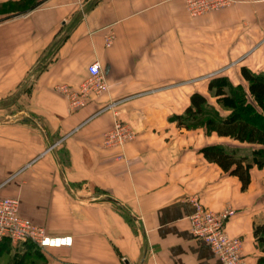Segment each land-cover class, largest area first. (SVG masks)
I'll use <instances>...</instances> for the list:
<instances>
[{
	"label": "crops",
	"instance_id": "1",
	"mask_svg": "<svg viewBox=\"0 0 264 264\" xmlns=\"http://www.w3.org/2000/svg\"><path fill=\"white\" fill-rule=\"evenodd\" d=\"M22 1L0 0V52L10 53L0 59V109L10 105L3 92L30 75L26 115L0 121V196L17 197L21 214L49 235L72 238L48 248L56 263L223 264L190 231L196 198L234 209L227 231L259 264L264 166L251 169L243 190L201 151L231 138L180 127L175 117L193 92L206 95L212 69L236 66L242 79V66L264 71V0H232L200 16L184 0ZM95 60L109 88L71 108L61 87L78 90ZM116 120L136 137L106 146Z\"/></svg>",
	"mask_w": 264,
	"mask_h": 264
},
{
	"label": "trees",
	"instance_id": "2",
	"mask_svg": "<svg viewBox=\"0 0 264 264\" xmlns=\"http://www.w3.org/2000/svg\"><path fill=\"white\" fill-rule=\"evenodd\" d=\"M22 2L25 3V0ZM241 74L248 83L247 93L235 88V91L229 92L227 83L230 80L222 75L208 83V90L226 109L225 113L215 107L207 95L195 91L190 97V104L175 119L180 127L193 129L203 126L207 133L251 144L252 147L248 149L224 144H210L201 149L210 162L216 163L229 175L237 176L242 189L246 190L251 183V169L264 166V72H254L242 66ZM29 85L24 92L28 91ZM254 234L259 242H264V222L254 225ZM8 240L0 242L1 253H11L15 249ZM261 261L264 258L260 257L259 264Z\"/></svg>",
	"mask_w": 264,
	"mask_h": 264
},
{
	"label": "built area",
	"instance_id": "3",
	"mask_svg": "<svg viewBox=\"0 0 264 264\" xmlns=\"http://www.w3.org/2000/svg\"><path fill=\"white\" fill-rule=\"evenodd\" d=\"M191 16H199L211 10L229 6L232 0H184ZM113 35L107 37L111 43ZM88 76L78 90L67 86L61 89L66 93L71 108H79L86 104L91 95L105 93L109 86L99 60L91 62ZM136 137L132 125L122 120H116L111 129L104 134L106 146H123ZM194 211L190 215L191 233L207 242L223 264H249L243 249V241L231 236L226 223L234 214L232 207L220 211L206 207L199 199L192 200ZM9 239L13 244L30 242L42 248L71 245L72 238L68 236L49 235L46 228L23 216L20 212V200L14 196H0V242Z\"/></svg>",
	"mask_w": 264,
	"mask_h": 264
},
{
	"label": "rangeland",
	"instance_id": "4",
	"mask_svg": "<svg viewBox=\"0 0 264 264\" xmlns=\"http://www.w3.org/2000/svg\"><path fill=\"white\" fill-rule=\"evenodd\" d=\"M8 8H9V6H8ZM226 8H228V6L221 7V8L215 9V10H211V11H208V12L203 13L201 15L224 11ZM261 43H263V47H264V36H263L260 44ZM16 57L17 56L15 55V58ZM17 58H19V57H17ZM263 58H264V56H263ZM0 59H2V60L10 59V53L0 52ZM20 60H21V58H20ZM237 69L238 68L236 66H230V67H227L225 69H223V68L212 69V71H211L212 74L210 76L204 77L203 79H204V81H207L209 83V81L211 79L222 75V76L227 77L230 80V83H227L228 84L227 89L229 92L235 91L234 90V88H235L238 91L247 93L248 92L247 91L248 83L244 79H242L240 76H236L237 75ZM2 71H3V74H2L3 79L4 78L9 79L11 76V74L9 73L10 69H3ZM215 71H217V72H215ZM25 81L26 80H23V77H22L20 79L19 83L13 87V90L9 91L10 93L6 94V92H3L4 97H7V98L5 100H3L2 104L7 103L10 105L8 107L3 106V108L0 109V118H4V117L10 118V116L13 113L25 111L24 107H27V108L30 107V100H29L30 99V85H29L28 91L24 92L25 96H23L22 99L20 101H18L17 103L11 105V103H13V101H12L13 97L18 93V91H20V89L24 85ZM204 81H202V80L196 81L194 84L195 88H199L200 86H202ZM28 84H30V82ZM3 85H4V87H3L4 89H7V88L10 89V87H11L6 82H4ZM27 85H26V87H27ZM204 92L208 96L210 102L212 104H214L215 107L219 108L220 111H222L223 113L226 112V109H224L217 102V98L215 96H213L212 92H210L208 90V88L205 89ZM5 94H6V96H5ZM11 94H12V96H11ZM197 128H203L204 129L203 126H199ZM194 129H196V128H194ZM205 132H206V130H205ZM207 134L212 135L214 133H207ZM226 141H227V143L224 145H228L230 147H240V148L242 147L245 149L252 147L251 144L240 143L239 141L234 142V140H231V139H228ZM259 244H260V249L262 250V252H261L262 256L261 257L264 258V242L263 243L259 242ZM59 258H60V255H58L55 252L54 253L51 252V249L39 247L38 245L31 243V241L29 243H25V244L20 243V244L16 245L15 249H13L11 253L6 254V253L0 252V264H58L56 262ZM261 264H264V261H261Z\"/></svg>",
	"mask_w": 264,
	"mask_h": 264
},
{
	"label": "water",
	"instance_id": "5",
	"mask_svg": "<svg viewBox=\"0 0 264 264\" xmlns=\"http://www.w3.org/2000/svg\"><path fill=\"white\" fill-rule=\"evenodd\" d=\"M29 80H30V75H29L28 79L26 80V82L24 83V85L22 86V88L20 89V91L17 93L18 95L21 94V93L23 92V90L25 89V87H26V85L28 84ZM17 94L13 97L12 101L16 100V98L18 97ZM5 104H7V103H5ZM24 114H25L24 112H16V113H13V114L10 116V118H20V117H21L22 115H24ZM25 115H26V114H25ZM27 117H29V116L27 115ZM6 119H7V118L4 117V118L0 119V121H2V120H6Z\"/></svg>",
	"mask_w": 264,
	"mask_h": 264
}]
</instances>
